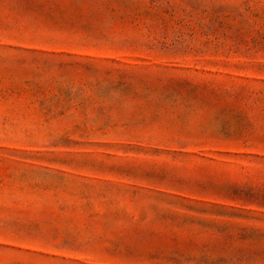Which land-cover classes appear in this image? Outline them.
Wrapping results in <instances>:
<instances>
[{"label": "rangeland", "instance_id": "obj_1", "mask_svg": "<svg viewBox=\"0 0 264 264\" xmlns=\"http://www.w3.org/2000/svg\"><path fill=\"white\" fill-rule=\"evenodd\" d=\"M0 264H264V0H0Z\"/></svg>", "mask_w": 264, "mask_h": 264}]
</instances>
